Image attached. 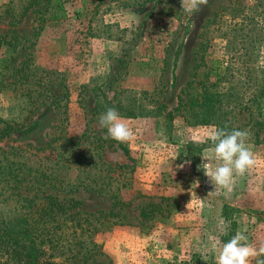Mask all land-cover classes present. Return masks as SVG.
<instances>
[{
    "label": "rangeland",
    "instance_id": "obj_1",
    "mask_svg": "<svg viewBox=\"0 0 264 264\" xmlns=\"http://www.w3.org/2000/svg\"><path fill=\"white\" fill-rule=\"evenodd\" d=\"M25 1L0 0V120L22 124L0 138V150L20 146L36 161L61 128L100 138L114 168L106 192L70 196L82 211L107 213L119 212L108 197L119 195L131 223L96 233L105 254L87 264H215L209 238L219 235L220 220L227 224L221 241L246 229L253 246L264 244V126L254 125L255 104L254 114L243 109L264 89V0H208L193 14L181 0H39L21 15ZM211 68L228 112L221 121L229 132L250 133L256 160L230 193L215 191L198 168L210 144L194 141L217 124L166 115L186 83ZM108 108L133 129L132 140L104 138L99 117ZM1 198L0 218L9 222L16 214ZM157 203L162 214L143 227L140 211ZM49 253L39 261L55 259Z\"/></svg>",
    "mask_w": 264,
    "mask_h": 264
},
{
    "label": "trees",
    "instance_id": "obj_2",
    "mask_svg": "<svg viewBox=\"0 0 264 264\" xmlns=\"http://www.w3.org/2000/svg\"><path fill=\"white\" fill-rule=\"evenodd\" d=\"M38 1L26 0L21 15ZM212 74L211 68L202 79L188 81L180 92L177 105L166 115L172 118V111H175L187 124L229 127L221 121L228 112L222 107L223 95L211 85L213 82L209 77ZM263 96L264 89L249 99L250 110L246 103L243 108L249 114H254L257 109L253 121L258 129L264 126ZM0 123V138L22 125L14 119L0 120ZM90 135L83 131L80 136H68L61 128L48 140L46 147L40 148L48 152L46 157L36 161L30 160L25 155L26 149L20 146L0 150V196L5 204L12 203L10 209L16 214L9 222L0 218L3 264H87L105 254L94 240L96 233L115 224L131 223L120 210L119 195H108L115 199L113 207L117 206L119 212L109 210L107 213L82 211L78 207L79 200L70 196L81 189L106 192L103 180L114 169L103 160L100 138ZM123 150L129 155L126 148ZM72 169L77 170L74 179L69 175ZM160 208L157 203L140 211L143 227L153 222L156 214H162ZM45 251H50V257L55 259L41 263L39 256Z\"/></svg>",
    "mask_w": 264,
    "mask_h": 264
},
{
    "label": "clouds",
    "instance_id": "obj_3",
    "mask_svg": "<svg viewBox=\"0 0 264 264\" xmlns=\"http://www.w3.org/2000/svg\"><path fill=\"white\" fill-rule=\"evenodd\" d=\"M208 0H181V7L188 14L195 13L201 6L207 5ZM101 127L107 129L105 139L118 142H128L135 133L128 123L119 115L115 108H108L99 117ZM250 133L246 130L227 131V128L211 126L202 135L196 137L194 142L210 144L204 148L202 162L198 168L204 170L215 191L224 190L230 193L235 185V178L243 176L248 169L256 164L250 145L246 143ZM246 231H237L227 242L220 236L227 235V224L224 220L219 222V235L210 236L211 248L215 254V264H264V244L259 248L253 246ZM206 261V258H205Z\"/></svg>",
    "mask_w": 264,
    "mask_h": 264
}]
</instances>
